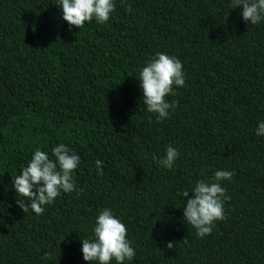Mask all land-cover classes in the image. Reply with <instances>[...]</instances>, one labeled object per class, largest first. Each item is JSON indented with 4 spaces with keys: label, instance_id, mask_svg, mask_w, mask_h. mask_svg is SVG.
<instances>
[{
    "label": "trees",
    "instance_id": "obj_1",
    "mask_svg": "<svg viewBox=\"0 0 264 264\" xmlns=\"http://www.w3.org/2000/svg\"><path fill=\"white\" fill-rule=\"evenodd\" d=\"M114 3L106 23L70 29L59 0H0V264H90L81 240L106 208L135 250L124 264H264V21L245 22L232 0ZM157 53L185 77L159 123L138 81ZM58 144L79 156L83 192L24 213L12 177ZM169 145L179 156L166 169L153 157ZM219 170L235 173L221 182L231 199L199 238L180 193Z\"/></svg>",
    "mask_w": 264,
    "mask_h": 264
},
{
    "label": "clouds",
    "instance_id": "obj_2",
    "mask_svg": "<svg viewBox=\"0 0 264 264\" xmlns=\"http://www.w3.org/2000/svg\"><path fill=\"white\" fill-rule=\"evenodd\" d=\"M62 19L71 27L80 29L85 22L95 20L98 24L106 23L115 10L114 0H59ZM232 7L241 9L245 22L256 25L264 21V0H232ZM126 10L132 11V6L127 5ZM227 15L224 17V22ZM183 66L179 59L164 53H157L150 57L139 71V86L142 89V103L149 113L158 116L157 123L169 116V110L178 106V101L168 103L166 97L174 95L173 86L183 87L185 77ZM257 136H264V122H260L256 129ZM54 159H50L47 152L36 149L30 162L20 174L12 177V187L19 199L17 206L24 212L29 211L41 215L44 205L51 204L61 192L71 193L77 191L73 172L80 164V158L65 144H58L51 150ZM179 152L169 145L165 155L153 157L159 166L171 169ZM97 174L103 175V164L95 161ZM235 175L232 171H216L211 181L200 180L195 183L191 191H183L180 196L188 198L183 206V218L186 224L196 230V235L203 238L210 235L216 221L225 219L224 202L231 199L222 187V181H230ZM35 188V190H33ZM83 188L77 191L79 196ZM94 236L81 240L82 256L86 262L110 264H124L135 256V250L127 239V228L111 209H102L95 221ZM186 243L185 239L182 241ZM173 242L167 243V248L172 249ZM46 258H50L46 254Z\"/></svg>",
    "mask_w": 264,
    "mask_h": 264
}]
</instances>
